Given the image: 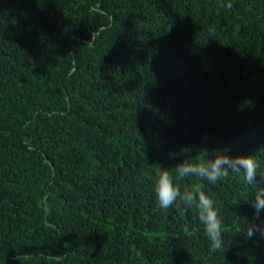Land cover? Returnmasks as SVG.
Instances as JSON below:
<instances>
[{
	"label": "trees",
	"instance_id": "16d2710c",
	"mask_svg": "<svg viewBox=\"0 0 264 264\" xmlns=\"http://www.w3.org/2000/svg\"><path fill=\"white\" fill-rule=\"evenodd\" d=\"M222 156L253 183L177 173ZM258 193L264 0H0V264H264Z\"/></svg>",
	"mask_w": 264,
	"mask_h": 264
},
{
	"label": "clouds",
	"instance_id": "9594fccd",
	"mask_svg": "<svg viewBox=\"0 0 264 264\" xmlns=\"http://www.w3.org/2000/svg\"><path fill=\"white\" fill-rule=\"evenodd\" d=\"M224 165L228 167L225 168ZM239 175L240 169H243V176L248 184H252L255 176L257 164L251 157H237L234 160H229L227 157H218L214 162L209 164L182 165L177 169V173L183 177L190 174H195L203 179H207L210 183L215 184L218 180L222 181L229 176V170ZM155 191L159 206L162 209L171 207L177 197L178 190L175 188L172 176L166 170H155ZM197 207L200 217V223L204 225L205 233L211 242L213 251L222 248V221L219 218L213 200L200 192L198 194ZM257 215L264 210V199L260 198L259 193L254 204ZM258 226L249 228L248 237H252L254 232L258 231ZM264 235V232H261Z\"/></svg>",
	"mask_w": 264,
	"mask_h": 264
}]
</instances>
